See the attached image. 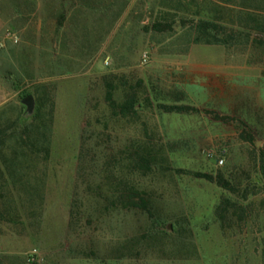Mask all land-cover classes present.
Listing matches in <instances>:
<instances>
[{
    "label": "rangeland",
    "instance_id": "374dc122",
    "mask_svg": "<svg viewBox=\"0 0 264 264\" xmlns=\"http://www.w3.org/2000/svg\"><path fill=\"white\" fill-rule=\"evenodd\" d=\"M200 21L233 40L198 42ZM110 85L221 120L116 116ZM0 133V264H262L264 0H0ZM146 144L155 168L131 170ZM119 180L153 217L101 209ZM226 199L239 209L220 216Z\"/></svg>",
    "mask_w": 264,
    "mask_h": 264
},
{
    "label": "trees",
    "instance_id": "16d2710c",
    "mask_svg": "<svg viewBox=\"0 0 264 264\" xmlns=\"http://www.w3.org/2000/svg\"><path fill=\"white\" fill-rule=\"evenodd\" d=\"M153 28L158 31H164V25L160 22L153 25ZM172 27H170L171 29ZM196 33H197V41L198 42H205L207 44L212 43H223L228 44L233 40V37H231L230 40H222L219 38V30L221 29L217 24H212L207 21H200L198 22L194 27ZM143 85V83L141 84ZM110 91L107 92V100L109 102V107L112 110V113L116 116H121L124 118H128L134 115H137L140 110H158L167 114H201L205 113L207 116H214L216 117L218 121L221 120L214 112L208 111V110H201L189 105H169V104H163V103H157L152 100L149 95L146 94H140L139 91L136 90V88H132L130 91L126 92L123 96V99L120 101L116 98L115 94V88L111 85L108 86ZM25 96L24 92L20 94V98H23ZM27 99L31 100V97H26L24 100ZM36 118H39L42 114L43 107L37 106L36 108ZM25 127V126H24ZM245 130L244 134L247 136V141L255 146L254 137L251 134L249 128L244 125ZM25 134L28 135V144L32 149H36V144L33 142L32 136L35 135L33 131L32 126H26L25 127ZM5 135L4 133H0V138ZM3 144H5L3 142ZM32 151V150H31ZM259 152V167L261 175L264 178V146L258 149ZM152 150L146 144L143 147H139V149H130L129 151V160L130 165L129 167L131 170H153L156 165V157L152 155ZM108 174L107 179H117L116 177L109 176L112 175L109 171L106 172ZM196 178L200 179H206L210 182L217 183L220 187L224 188L225 190H228L230 192H235V190L230 186L228 182H226L222 177H215L212 175H206V174H200L195 173L193 174ZM117 176V175H116ZM111 180V179H110ZM111 186V185H110ZM97 190H102L98 188ZM100 196L99 199H103L104 206H100L101 209L105 210H111V208L117 209L118 204H120L121 207H124V209H127L129 211L136 210V211H142L146 215L153 217L154 216V206L153 202L149 200V195L147 193L141 192L140 190L136 189L134 186L129 188L123 181L119 180L118 186H116V192H118V198H114L115 195L112 194V196L101 194L102 191H96ZM236 208L239 209L237 205L233 204L231 200H224L222 204L218 207L217 212L220 216H222L224 213L228 212L230 209ZM262 264H264V238L262 241Z\"/></svg>",
    "mask_w": 264,
    "mask_h": 264
},
{
    "label": "built area",
    "instance_id": "2783aa9c",
    "mask_svg": "<svg viewBox=\"0 0 264 264\" xmlns=\"http://www.w3.org/2000/svg\"><path fill=\"white\" fill-rule=\"evenodd\" d=\"M9 37L11 39H13L14 41H16V42L19 41V39H18V37L16 35L9 34ZM220 164H223V160H221ZM37 257H38L37 256V251L33 252V254L30 257V262H32V263L37 262Z\"/></svg>",
    "mask_w": 264,
    "mask_h": 264
},
{
    "label": "water",
    "instance_id": "95a60500",
    "mask_svg": "<svg viewBox=\"0 0 264 264\" xmlns=\"http://www.w3.org/2000/svg\"><path fill=\"white\" fill-rule=\"evenodd\" d=\"M28 101H29V99L26 100V102H28Z\"/></svg>",
    "mask_w": 264,
    "mask_h": 264
}]
</instances>
